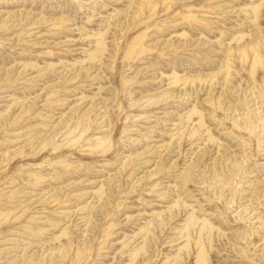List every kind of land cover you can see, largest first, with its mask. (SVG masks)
<instances>
[{
  "label": "rangeland",
  "instance_id": "374dc122",
  "mask_svg": "<svg viewBox=\"0 0 264 264\" xmlns=\"http://www.w3.org/2000/svg\"><path fill=\"white\" fill-rule=\"evenodd\" d=\"M0 264H264V0H0Z\"/></svg>",
  "mask_w": 264,
  "mask_h": 264
}]
</instances>
